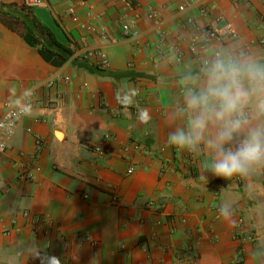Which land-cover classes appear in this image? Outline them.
I'll return each instance as SVG.
<instances>
[{"label": "crops", "instance_id": "0c3cea01", "mask_svg": "<svg viewBox=\"0 0 264 264\" xmlns=\"http://www.w3.org/2000/svg\"><path fill=\"white\" fill-rule=\"evenodd\" d=\"M131 1L31 6L74 50L61 66L0 21V116L15 97L33 92L30 114L0 151V264H40L32 259L38 249L62 264H264V168L229 179L206 173L203 183L199 172L213 154L165 143L173 130L167 118L182 103L183 77L202 65L188 51L178 60L169 45L186 48L195 26L231 23L238 36L213 41L205 55L230 50L264 62V0H203L184 11L180 0ZM130 16L137 18L134 37L121 26ZM87 21L94 30L81 25ZM86 47L106 53L109 67L99 65L98 55L84 58ZM129 86L138 95L124 107L115 94ZM138 109L149 112L147 124ZM38 137L43 145L36 154ZM24 170L33 177L21 178ZM222 204L233 212L228 221L219 216ZM25 210L47 221L39 231ZM235 230L253 238L242 243Z\"/></svg>", "mask_w": 264, "mask_h": 264}, {"label": "clouds", "instance_id": "9594fccd", "mask_svg": "<svg viewBox=\"0 0 264 264\" xmlns=\"http://www.w3.org/2000/svg\"><path fill=\"white\" fill-rule=\"evenodd\" d=\"M183 80L182 103L167 118L173 130L166 135V145L189 152L200 151L203 146L213 154L199 172L203 183L208 180L206 173L229 179L247 177L264 168V62L242 52L218 50L202 61L198 74L189 73ZM11 92L15 93V88ZM31 95L32 91L26 90L22 96ZM136 95L138 89L129 86L117 90L115 100L127 107ZM12 110L23 118L30 114L31 104L15 97ZM182 119L186 122L180 126L176 122ZM138 120L147 124L151 116L147 110L138 109ZM17 121L7 115L0 120L5 137L15 134ZM218 213L225 221L233 216L223 204ZM32 259L40 264H62L58 256L39 249L32 253Z\"/></svg>", "mask_w": 264, "mask_h": 264}, {"label": "built area", "instance_id": "2783aa9c", "mask_svg": "<svg viewBox=\"0 0 264 264\" xmlns=\"http://www.w3.org/2000/svg\"><path fill=\"white\" fill-rule=\"evenodd\" d=\"M125 1L129 5H132L131 0H125ZM201 1H203V0H180L179 4H178V9L180 11L181 10L184 11L186 9L198 6ZM42 2H43V0H25V3L29 6H36V5L41 4ZM206 9H207L206 6L201 7L202 11H206ZM67 13H69L74 20L78 21V16L75 13L73 8L67 9ZM89 15L91 18L94 17L92 12H90ZM151 16L154 18H157V16H158L157 12L154 10H151ZM136 22H137V18L135 16H130L122 22V24H121L122 30L124 31V33L126 35H129L132 37L138 35L137 31L135 30ZM81 25L83 27H87L91 30H94V28H95L94 23H92L91 21L81 23ZM224 35L228 36L230 38H235L238 36L234 26L231 23H227L226 25L223 26L222 29H216V28H212L209 26H204V27L195 26L193 34L189 37L188 45L186 48L180 47L178 44H171V45H169V50L172 52H175L178 60L183 59L186 52L188 51L195 59H198L200 61V63L202 64V61L206 57H208L205 55V52L207 51L209 46L212 44V42L222 39V36H224ZM164 40H165V35L162 34L161 35V41H164ZM260 42L264 43V37L260 38ZM218 50H221V49H214L211 55H213ZM94 55L99 56V61H98L99 65H101L102 67H109L110 60H109L107 54L102 52L101 50H96V49L91 48V47H86V48H84V50L82 52V56L86 59H91ZM163 56H165V54H163ZM64 79L66 81H68L70 79V77L66 75V76H64ZM54 81H55L54 79H49L48 85L54 84ZM25 99H26V102H28L32 105V95L29 98H25ZM12 109H13V105H9L7 107V109L5 110V112L0 116V120H3L5 118V116L7 115V116L11 117L12 119L18 120L17 121V124H18L22 118H19L17 116V113L15 111H13ZM5 123H8V121H5ZM17 124L15 125V128H16ZM14 131H15V129H14ZM3 133H4V129H0V151H3L7 148L8 142L10 140V138L5 137L3 135ZM106 137H108V135H106L105 138ZM42 145H43V141L40 137H38L36 139V143H35V153L36 154L39 153ZM96 149H101V148H100V146H97ZM133 170H134L133 165H129L127 172L131 173ZM33 175L34 174L31 170H24L21 173V178L27 180L29 178H32ZM24 215L26 217L31 218L30 224L32 225V229L35 232L39 231L40 227H42L47 222L37 212H31L29 210H25ZM48 225H49V223H48ZM234 237H235V239L241 241L242 243H244L246 240L253 238L252 236H247V237L242 236L241 233L237 230H235ZM226 264H242V263H241V261L236 260V261H231V262L226 263Z\"/></svg>", "mask_w": 264, "mask_h": 264}, {"label": "trees", "instance_id": "16d2710c", "mask_svg": "<svg viewBox=\"0 0 264 264\" xmlns=\"http://www.w3.org/2000/svg\"><path fill=\"white\" fill-rule=\"evenodd\" d=\"M0 21L18 32L28 44L37 47L42 57L52 65L61 66L74 55V50L59 41L55 32L26 3L0 0Z\"/></svg>", "mask_w": 264, "mask_h": 264}]
</instances>
